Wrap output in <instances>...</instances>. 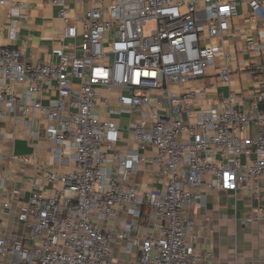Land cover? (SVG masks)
Segmentation results:
<instances>
[{"label":"built area","instance_id":"2783aa9c","mask_svg":"<svg viewBox=\"0 0 264 264\" xmlns=\"http://www.w3.org/2000/svg\"><path fill=\"white\" fill-rule=\"evenodd\" d=\"M85 1L93 3L78 18L87 23L81 54L33 63L18 47L0 46V134L9 113L41 114L49 120L46 134L56 160L75 161L72 171L46 176L61 182L62 189L55 188L53 196L33 191L19 212L29 228L28 243L12 242L0 232V264H117V223L121 229L115 234L127 242L126 251L139 250L137 264H195L202 259L194 247L202 227L190 209L196 203L206 205L208 190L248 187L260 194L264 94L249 110L237 107L231 93L219 98L226 108L194 114L202 91L187 85L205 78L222 55L219 78L231 84L224 48L215 42L229 32L240 3H247L264 22V0ZM8 2L0 0V5ZM53 2L67 23L64 0ZM24 6L12 4V14ZM148 20L154 26L146 32ZM78 35L76 25L63 31L66 38ZM249 44L255 46L254 40ZM114 87L129 96L121 95L120 111L111 108L110 113L136 109L143 116L129 126L139 150L114 153L118 165L108 167L113 147L109 133L118 126L113 119L102 120L94 109L100 100L111 102L101 89ZM148 148H153L149 158L140 152ZM148 160L166 179L161 190L142 191L130 184L139 164ZM252 210L250 219L264 223V202Z\"/></svg>","mask_w":264,"mask_h":264},{"label":"crops","instance_id":"0c3cea01","mask_svg":"<svg viewBox=\"0 0 264 264\" xmlns=\"http://www.w3.org/2000/svg\"><path fill=\"white\" fill-rule=\"evenodd\" d=\"M0 5V46L18 47L30 62H56L64 53L81 54L82 33L87 23L79 21L91 7L93 2L85 0H64L68 7V22L59 15L60 5L53 0H11ZM16 2L25 4L18 15L12 14L11 6ZM238 15L231 20L230 30L223 41V52L231 67V84L220 81L219 71L224 59L223 55L215 58L214 65L207 70V76L189 88L202 91L200 99L195 100L194 114L201 109H224L220 96L227 98L232 93L237 107L249 110L260 95L264 94V22L255 18L247 3L238 5ZM76 25L79 35L66 38L63 31L67 26ZM254 40L255 46L249 44ZM74 83H78L74 80ZM212 84L215 86L212 87ZM19 92L25 88L17 86ZM101 93L111 102L98 101L95 113L104 121L113 119L118 130L109 133L113 147L108 151V167L118 165L113 154H128L139 150V143L130 131V123L143 116L141 111L133 109L132 113H110V109L120 111L118 99L121 95L129 96L127 90L114 87L109 91L101 89ZM48 103L46 99L43 100ZM166 107H164V112ZM194 116V115H193ZM187 119V116H186ZM49 120L38 114L37 117H26L20 113H9L2 124L0 134V232L9 236L13 242L23 240L28 243L29 228L19 218V212L25 209L35 190H41L46 196L56 194L55 188L62 189L61 182L47 180L50 171L64 174L75 167V161L66 157L57 161L50 150V140L46 134ZM254 134L257 127H253ZM19 140L28 141L33 148L30 155H16L15 147ZM145 157L153 155V148L144 152ZM210 176H206L209 180ZM130 184L142 191L161 190L166 184L149 160L138 166ZM257 185L260 194L253 193L248 187L237 192L208 190L207 203L201 207L196 203L190 214L198 220L201 229L198 240L194 243L196 252L202 256L195 264H264V223L250 219L252 209L264 202V178ZM121 229L115 225V257L117 264H137L139 250L127 252L126 241L118 240L116 232ZM9 255L8 259L11 258Z\"/></svg>","mask_w":264,"mask_h":264},{"label":"water","instance_id":"95a60500","mask_svg":"<svg viewBox=\"0 0 264 264\" xmlns=\"http://www.w3.org/2000/svg\"><path fill=\"white\" fill-rule=\"evenodd\" d=\"M33 151V148L29 146L28 141L26 140H19L15 147L16 155H30Z\"/></svg>","mask_w":264,"mask_h":264},{"label":"rangeland","instance_id":"374dc122","mask_svg":"<svg viewBox=\"0 0 264 264\" xmlns=\"http://www.w3.org/2000/svg\"><path fill=\"white\" fill-rule=\"evenodd\" d=\"M154 26V20H148L145 24V29H146V32L149 31L150 28H152ZM169 104L168 103H165L164 104V107H168Z\"/></svg>","mask_w":264,"mask_h":264}]
</instances>
